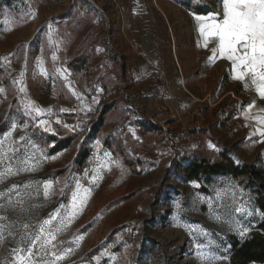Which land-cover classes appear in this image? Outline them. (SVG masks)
I'll return each instance as SVG.
<instances>
[{
	"label": "rangeland",
	"instance_id": "1",
	"mask_svg": "<svg viewBox=\"0 0 264 264\" xmlns=\"http://www.w3.org/2000/svg\"><path fill=\"white\" fill-rule=\"evenodd\" d=\"M9 3L0 5V140L11 132L4 148L16 141L19 151L0 171L33 154L37 167L0 182V227L7 237L0 264L26 231L38 232L35 226L57 210L52 227L62 230L55 247H46L64 258L40 252L47 264H228L232 240L243 239L260 218L252 195L224 176L204 186L187 182L173 167L227 149L237 163L264 169V124L242 117L238 83L222 58L210 60L213 45L205 48L198 31L195 17L221 13L222 0ZM197 3L210 12L194 14ZM125 98L134 111L124 107ZM29 102L45 114L28 115ZM103 104L112 110L88 139ZM39 119L49 131L37 126ZM140 123L154 130L142 131ZM67 135L75 137L70 146L50 153L49 139ZM82 147L90 157L77 169ZM77 181L90 195L62 226ZM47 182L52 189L45 198ZM240 203L253 215L229 214ZM240 228L247 229L243 237Z\"/></svg>",
	"mask_w": 264,
	"mask_h": 264
},
{
	"label": "snow or ice",
	"instance_id": "2",
	"mask_svg": "<svg viewBox=\"0 0 264 264\" xmlns=\"http://www.w3.org/2000/svg\"><path fill=\"white\" fill-rule=\"evenodd\" d=\"M195 18L199 22L198 31L199 35L203 38V46L207 48L209 44L213 45L210 60L219 57L229 61L231 63V71L234 74L233 78L238 81H244L247 78L250 84L255 86L258 96L264 99V0H222L221 13L213 14L209 17L196 16ZM39 65L41 67V74H46L42 67V60L39 62ZM21 76H23V73H21ZM20 91L23 92L25 89L21 87ZM0 92H3V89H0ZM252 106L254 105H250L249 107L251 108ZM24 108L30 116L33 113L36 117H41L45 114L44 110L36 107L31 102L26 103ZM260 111L264 112V109ZM258 119L260 123L264 124V118ZM37 126H43L44 131L50 130V125L43 119L37 121ZM15 128L16 125L13 124L12 130H15ZM261 135H264V132H261ZM9 136H11V132L5 136L4 140H0V164L4 163L5 160L13 158L10 153L19 151L16 141H12L7 149L4 148V143L8 140ZM20 139L24 140V137ZM33 148H35V145H33ZM34 158V154L32 156L24 155L22 158L17 157L18 163L21 166L14 169L11 164L7 165L3 171H0V182H3L9 176L18 174V172L34 171L37 164L30 163ZM14 189L15 186L9 191H13ZM43 189L44 196L47 198L51 193L52 183H45ZM90 191L91 189L89 188L82 189L80 182H76V191L72 192L71 211L67 212L66 216L62 218V226L65 224V221L70 223L71 218L77 215L79 209L83 207L85 201L88 199ZM17 195H19L18 192ZM219 198L220 193H217V199ZM9 202H11V199ZM17 203L22 204L23 201L20 200ZM232 212L241 215H253V212L243 203L229 210V214ZM59 215L60 211L57 210L49 219H45L42 223L36 225L35 228H38V232L35 230L32 232L26 231L21 237V244L11 250L10 259L6 264H47V261H44L43 257H40V252H43L45 255H51L55 260L63 259V255L50 252L46 247L47 245L55 247L52 244V241L56 239L55 233L62 230V227H52V221ZM23 227L25 230L29 229L28 224H24ZM246 232V228L239 229L241 237ZM8 235L12 236L13 233L9 232ZM6 239L4 228L0 227V243H3ZM38 243V250L34 251V249H37ZM67 251L71 252V249Z\"/></svg>",
	"mask_w": 264,
	"mask_h": 264
},
{
	"label": "trees",
	"instance_id": "3",
	"mask_svg": "<svg viewBox=\"0 0 264 264\" xmlns=\"http://www.w3.org/2000/svg\"><path fill=\"white\" fill-rule=\"evenodd\" d=\"M10 0H0V5L8 6ZM216 3L219 0H211ZM185 5L189 6V2ZM192 12L197 15L207 14L210 8L204 4H195ZM77 61H79L77 63ZM73 66H78L85 63L84 59L75 60ZM105 87V86H104ZM124 107L130 111L133 107L125 98L123 100ZM112 110L110 104H103L95 122L90 126L88 139L95 137L105 122L107 114ZM134 111V110H133ZM118 119L124 117V111H121ZM142 131H153L154 125L145 123L138 124ZM75 137L67 135L65 137L52 136L49 143L52 145L49 149L50 153H58L70 146ZM208 156L193 155L190 158H184L182 162L174 163V170L187 182H196L204 186L210 184L215 177L224 176L232 179L239 186L244 187L249 191L253 198L254 207L260 214V218L254 224L241 240H232V251L228 258V264H264V169L252 163H237L232 154L227 149H222L218 152H212ZM90 157V149L88 147L80 148L74 164L77 169L85 167L88 158ZM176 161V160H174ZM53 179L62 175L61 171L53 172ZM202 188V187H201ZM205 189V188H203Z\"/></svg>",
	"mask_w": 264,
	"mask_h": 264
},
{
	"label": "crops",
	"instance_id": "4",
	"mask_svg": "<svg viewBox=\"0 0 264 264\" xmlns=\"http://www.w3.org/2000/svg\"><path fill=\"white\" fill-rule=\"evenodd\" d=\"M225 64L228 67L230 76L233 81H236L239 86V95L240 98L243 99L241 102V115L245 119L247 123L251 124H262L259 122L258 118H264V112H261V109H264V99H261L257 92L255 91V86L250 84V81H238L233 78L234 74L231 71V63L225 59H223ZM250 105H254L251 108ZM258 131V130H256ZM259 132V131H258Z\"/></svg>",
	"mask_w": 264,
	"mask_h": 264
}]
</instances>
